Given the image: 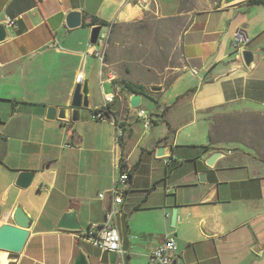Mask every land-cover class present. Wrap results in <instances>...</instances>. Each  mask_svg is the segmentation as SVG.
I'll return each instance as SVG.
<instances>
[{
  "label": "crops",
  "instance_id": "0c3cea01",
  "mask_svg": "<svg viewBox=\"0 0 264 264\" xmlns=\"http://www.w3.org/2000/svg\"><path fill=\"white\" fill-rule=\"evenodd\" d=\"M249 1L0 0V24L10 35L0 43V227L16 225L18 207L31 218L22 252L0 250V264H71L80 235L105 222L122 162L132 168L143 149L150 156L121 204L125 254L116 264H152V251L166 237L178 245L175 264H264V4ZM71 12L81 13V26L68 27ZM150 16L179 28L180 58L177 64L159 58L142 82L149 95L140 94V106L132 108L135 94L120 93L114 65L102 67L90 54V38L100 23L113 30ZM10 20L17 27L8 26ZM240 30L249 42L238 50ZM245 49L255 54L250 68ZM80 75L82 84L98 77L103 102L94 103L91 92L94 112L103 109L105 96L115 95L112 113L90 121L82 108L76 122L48 120V107L70 109ZM139 109L157 121L144 127L153 132L149 139ZM117 128L124 130L119 140ZM161 146L173 148L175 168L167 167L169 157H156ZM190 146L211 148L198 155L200 172L192 166L183 172L181 162L189 158L183 150ZM219 151L223 155L208 166ZM22 172L35 174L28 189L16 185ZM213 189L214 199L202 202ZM71 209L79 231L58 228ZM83 243L91 248V264H111L108 252Z\"/></svg>",
  "mask_w": 264,
  "mask_h": 264
},
{
  "label": "rangeland",
  "instance_id": "374dc122",
  "mask_svg": "<svg viewBox=\"0 0 264 264\" xmlns=\"http://www.w3.org/2000/svg\"><path fill=\"white\" fill-rule=\"evenodd\" d=\"M105 29L103 31H106ZM147 57L154 60L153 62L151 61L152 65H148V62L146 63ZM159 58L161 61H166L167 63L177 64L179 62L178 27L175 28L174 25L165 24L154 16L130 24L113 26L109 46L105 52L104 64L108 66V63H112L114 65L116 74L113 73V76L120 88L121 94L132 93L127 88V85H125L126 83L143 85L142 82H146L144 78L146 76L149 77L148 71H150V74L151 72L154 73L156 71L155 68L160 65ZM97 81L98 77L91 79V98L92 100L95 99L94 103L99 104L103 102V96L101 95L100 85H97ZM104 87L105 91H110L108 86ZM144 87L147 89L146 93L148 96L150 90L148 87ZM84 111H86L90 121H93L91 115H93L94 109L90 108ZM143 123L142 119L139 120L141 131L145 132L146 138L149 139L153 135V132L146 131ZM225 177H221L222 179L218 183L221 196L225 193V187L227 186L223 180Z\"/></svg>",
  "mask_w": 264,
  "mask_h": 264
},
{
  "label": "water",
  "instance_id": "95a60500",
  "mask_svg": "<svg viewBox=\"0 0 264 264\" xmlns=\"http://www.w3.org/2000/svg\"><path fill=\"white\" fill-rule=\"evenodd\" d=\"M233 0H226V3H230ZM82 16L79 12H71L67 18V25L69 28H77L81 26ZM102 26H96L92 29L90 43L92 45L97 44L99 35L101 33ZM10 38L8 28L0 24V43ZM245 64L250 68L255 63V54L253 51L245 49L242 51ZM153 91L161 90L160 87H153ZM91 88L88 82L79 83L75 88V92L72 98L71 107L60 108L51 106L48 107L47 119L48 120H64V121H78L80 118V110L90 109L91 105ZM141 96L135 94L130 100V106L132 108H138L140 106ZM173 154V148L167 146H161L157 148L156 157L165 158L171 157ZM223 155V152H215L207 160L206 164L213 167L216 161ZM34 172H22L19 174L16 185L21 189H28L33 182ZM201 181H205V175H199ZM216 189H213L202 200V202H210L214 199ZM14 221L16 225L4 224L0 227V250L7 251L13 254H20L24 249V246L28 240L29 229L31 227V218L24 211L22 207H18L14 213ZM178 219V207L175 206L172 210L171 225L174 227ZM58 228L70 231H79L81 229L77 220V210L71 209L64 213L58 223ZM111 264H116L118 260V254L116 252L109 253ZM71 264H91V258L86 251L83 242L79 241L76 247V253Z\"/></svg>",
  "mask_w": 264,
  "mask_h": 264
},
{
  "label": "built area",
  "instance_id": "2783aa9c",
  "mask_svg": "<svg viewBox=\"0 0 264 264\" xmlns=\"http://www.w3.org/2000/svg\"><path fill=\"white\" fill-rule=\"evenodd\" d=\"M41 1V0H39ZM8 26L17 27L14 21H8ZM99 35L97 44L93 45L90 54L99 58L102 67H104L105 52L109 46L112 26H108L106 31H103ZM235 48L241 50L242 47L249 42L247 35L244 31L240 30L236 33ZM83 76H78L77 82L82 83ZM115 101V95L105 96L103 109L97 110L93 114V119L103 121L107 118L108 107H110ZM138 117L143 120L144 127L150 129L152 127V117L144 109H139ZM124 135L122 128L116 130V140H119ZM169 160V159H168ZM171 163L169 160L168 164ZM129 169H121L120 175L115 181V185L110 191L112 197V204L106 215L105 222L103 224L92 225L85 234L80 235V241L88 242L93 247H96L104 252H116L118 255H124L125 251L122 246V239L120 236L118 218L120 217L121 204L124 200V195L129 188ZM102 198L104 195H100ZM179 254L178 245L173 237H166V239L160 243L151 254L152 264H175L177 255Z\"/></svg>",
  "mask_w": 264,
  "mask_h": 264
},
{
  "label": "trees",
  "instance_id": "16d2710c",
  "mask_svg": "<svg viewBox=\"0 0 264 264\" xmlns=\"http://www.w3.org/2000/svg\"><path fill=\"white\" fill-rule=\"evenodd\" d=\"M249 5H260V4H264V0H250L248 2ZM96 24V23H95ZM95 24H92V25H95ZM91 25V26H92ZM100 26H105L107 25V23H100L99 24ZM125 85H127V88L133 93V94H138V95H145L147 96V93H146V88L143 86V85H135V84H132V83H126ZM108 113L107 114H111V106L108 107ZM169 110V107H166L165 110H164V113H167ZM165 122H167L165 120ZM154 124H157V121H153ZM167 124L169 125V123L167 122ZM169 128L170 130L172 131L170 125H169ZM166 138H163L161 139L158 143H162ZM210 147L209 146H190V147H186L184 148L183 150V153L184 155H188L186 159V161L184 162H181V165L183 166V172H187V170H194V171H197V172H200V169L202 168V163H200L197 159L199 158L198 155L200 154H204L208 151H210ZM189 150H192V151H197L196 152V155L195 157L193 158H190V153ZM150 156V151L146 150V149H143L142 152H141V155H140V158H139V161L137 162V164L135 166H133L132 168L129 169V177H130V183H131V186L133 185V180H134V177L137 176L136 174H139V170L142 166V164L148 159V157ZM201 156V155H200ZM171 159V163L167 166H172L173 168H175L179 163L178 161L175 159L174 157V152L172 154L171 157H169ZM122 169H126L127 167L125 165H123V162H122V165H121ZM192 166V169H190V167ZM189 172V171H188ZM258 183V182H257ZM79 243V242H78ZM86 251L88 252V254L90 255V258H91V254H92V251H91V248L86 244V243H83Z\"/></svg>",
  "mask_w": 264,
  "mask_h": 264
}]
</instances>
